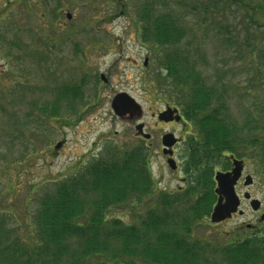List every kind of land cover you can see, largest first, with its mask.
<instances>
[{
	"label": "rangeland",
	"instance_id": "obj_1",
	"mask_svg": "<svg viewBox=\"0 0 264 264\" xmlns=\"http://www.w3.org/2000/svg\"><path fill=\"white\" fill-rule=\"evenodd\" d=\"M119 2L0 0V222L22 239L32 234V217L40 195L108 143L128 147L143 140L149 148L152 176L157 180L154 193L111 209L113 216L136 224L155 207L161 190L176 194L186 184L184 143L174 147L177 166L172 170L161 152L160 136L172 131L185 138L189 128L183 129L180 122L158 121L151 115L167 101L177 105L174 96L168 95V84L160 85L156 76L161 73L159 60L167 50L142 39L135 16L140 0H126L125 9ZM167 2V8L182 15L179 21L185 32L176 44L189 48L209 80L219 77L225 83L231 119L239 124L251 120L249 126L260 136L259 128L264 125L262 27L235 6L218 16L220 24L216 25L195 17L189 2L186 6L174 0ZM211 11L206 8L203 14L210 16ZM219 25L222 28L218 29ZM69 85L80 86L82 93L73 103L58 92ZM119 91L140 103L139 121L150 138L136 134L137 120L114 114L111 99ZM51 105L56 107L54 113ZM58 141L62 144L55 149ZM262 152L260 146L245 145L242 157L246 160L244 171L253 178L250 191L264 209ZM220 161L214 170H223L226 159ZM252 215L249 212L221 224L202 218L192 226L190 240L210 248L205 253L213 258L219 248L229 244L226 241L232 235L242 238L238 225ZM251 240L264 247V232Z\"/></svg>",
	"mask_w": 264,
	"mask_h": 264
},
{
	"label": "trees",
	"instance_id": "obj_2",
	"mask_svg": "<svg viewBox=\"0 0 264 264\" xmlns=\"http://www.w3.org/2000/svg\"><path fill=\"white\" fill-rule=\"evenodd\" d=\"M125 1L119 2L124 9ZM188 2L189 11L209 24H220L218 16L235 6L264 31L263 0H174L177 5ZM167 5V0H140L135 16L142 39L167 50L159 60L158 83L168 84V95L174 96L190 127L184 189L176 194L161 190L155 207L136 224L113 216L111 209L154 193L156 181L143 140L128 147L108 143L40 195L29 237L12 234L0 222V264H264V247L255 244L237 243L208 258L205 247L190 240L189 226L209 214L215 199L214 167L220 158L228 159L226 153L242 157L245 145L262 147L264 156V125L259 136L249 126L251 120L239 124L231 119L227 86L219 77L209 80L189 48L176 44L185 32L179 21L182 15ZM206 8L212 9L210 16L203 14ZM58 92L71 103L82 96L77 85ZM52 109L54 113L56 107L51 105ZM227 166L226 162L223 168Z\"/></svg>",
	"mask_w": 264,
	"mask_h": 264
},
{
	"label": "water",
	"instance_id": "obj_3",
	"mask_svg": "<svg viewBox=\"0 0 264 264\" xmlns=\"http://www.w3.org/2000/svg\"><path fill=\"white\" fill-rule=\"evenodd\" d=\"M69 16V15H68ZM111 108L113 112L121 118H138L142 113L140 104L126 92H118L111 100ZM176 113V114H174ZM158 119L163 121L179 120L180 115L177 114L176 108L167 107L165 110L158 114ZM135 129L138 133H141L143 137H149V134L143 131V123H137ZM176 138L173 133H166L162 136V143L164 147H170L174 144ZM61 142H57L55 148H59ZM165 152H171L164 148ZM168 164L171 168L175 167L174 160L168 159ZM232 168L229 171L221 172L217 171L214 175L216 181L215 193L218 195V199L212 208L210 215L211 221H220L226 217H229L232 212L236 211L239 197L235 192L234 185L239 178L242 170V161L239 159L232 160ZM252 179L250 175H246L244 184L251 183ZM259 200L253 199L251 206L253 209L258 207Z\"/></svg>",
	"mask_w": 264,
	"mask_h": 264
},
{
	"label": "flooded vegetation",
	"instance_id": "obj_4",
	"mask_svg": "<svg viewBox=\"0 0 264 264\" xmlns=\"http://www.w3.org/2000/svg\"><path fill=\"white\" fill-rule=\"evenodd\" d=\"M168 105H170V104L165 103V105L160 110H158L157 112H152V114H151L152 117L154 118L156 116V113H158L159 111H162ZM178 111L180 113L179 109H178ZM179 122L181 124H183L182 125L183 129L187 128V126H186L187 123H186L185 120H183L182 117H181V120ZM179 122H177L175 120H169L166 123H179ZM167 132H172V131H166V133ZM166 133H162L161 136H160V149H161V152H163V153H164V148H163V145H162L161 138ZM174 135H175V133H174ZM184 140H185V138H180V140H177V142H175L170 148H167V150H170L171 152H165L167 154H163L164 155V159H165V163H166L167 166H168L167 160L169 158H172V159H174L176 161V159L174 157V153H173L174 147L177 144L181 143V142L184 143ZM227 155H228V159H227L228 167L226 169H224V170H229L231 168V166H232V162H231V159H230V153H227ZM235 157L236 158H242L243 159V165H245V161L246 160L243 157H237V156H235ZM174 169H176V168H174ZM174 169H172V170H174ZM246 174L247 173L243 170L242 175L240 176V178L238 179L237 184H236L237 193H238L239 199H240V203H239L238 209H241V211L240 212L239 211L233 212L231 217L227 218L226 220H233L236 217H244L249 212L253 213L254 215H252L251 218H249V219L242 220L241 223L238 225L239 230L241 232H243L242 233V238L236 239L232 235V237L229 240H227V242L229 243V245H227V246H233L234 244H237V243H246V244H249V245L253 244L254 242L251 239L254 238L255 236L258 237V234H262L264 232V209H263L261 201H260V204H259L260 206H259L258 209L254 210V209L251 208V201H252L253 198H255V196L250 191V187H251L252 183L249 184V185H245L243 183V180H244V177H245ZM213 178L214 177H212V180L214 182ZM215 185H216V183H215ZM216 198H217V196H216ZM226 220L217 222L216 224H221V223L225 222ZM190 234L191 233H189V235ZM249 234H252V235H249ZM249 238H251V239H249Z\"/></svg>",
	"mask_w": 264,
	"mask_h": 264
},
{
	"label": "bare ground",
	"instance_id": "obj_5",
	"mask_svg": "<svg viewBox=\"0 0 264 264\" xmlns=\"http://www.w3.org/2000/svg\"><path fill=\"white\" fill-rule=\"evenodd\" d=\"M224 248H228V247H223L222 249H224Z\"/></svg>",
	"mask_w": 264,
	"mask_h": 264
}]
</instances>
